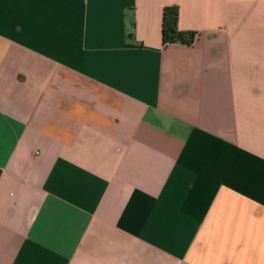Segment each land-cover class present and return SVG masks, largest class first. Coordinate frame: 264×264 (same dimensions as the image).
Instances as JSON below:
<instances>
[{"label":"crops","instance_id":"1","mask_svg":"<svg viewBox=\"0 0 264 264\" xmlns=\"http://www.w3.org/2000/svg\"><path fill=\"white\" fill-rule=\"evenodd\" d=\"M0 264H264V0H0Z\"/></svg>","mask_w":264,"mask_h":264},{"label":"trees","instance_id":"2","mask_svg":"<svg viewBox=\"0 0 264 264\" xmlns=\"http://www.w3.org/2000/svg\"><path fill=\"white\" fill-rule=\"evenodd\" d=\"M179 7L176 4L164 6L161 19V40L163 44L181 43L190 45L194 42L197 32L178 28Z\"/></svg>","mask_w":264,"mask_h":264}]
</instances>
